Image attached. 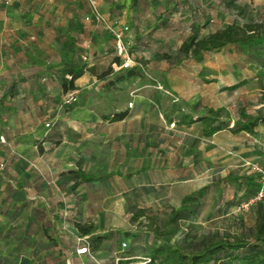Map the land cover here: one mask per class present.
I'll return each mask as SVG.
<instances>
[{"label": "crops", "instance_id": "obj_1", "mask_svg": "<svg viewBox=\"0 0 264 264\" xmlns=\"http://www.w3.org/2000/svg\"><path fill=\"white\" fill-rule=\"evenodd\" d=\"M4 1L0 0V117L9 115L10 111L22 114L31 110L29 104L22 105L18 110V101L35 100L36 102L32 106L40 112L41 110L45 112L47 106L43 101L48 99V83L54 80L53 85L57 92L64 96L63 83L70 67H74L78 71L86 67V70L75 81L78 95L82 94V90L90 83L96 85V91L100 92V89L106 95L107 92L119 90L125 91L127 94L129 85L138 84L143 85L137 89L138 91L150 88L155 90L154 94L152 93V99L143 97L141 94L136 95L133 102H130L134 106L129 111L128 118L123 122L78 125V128L75 126L72 130L73 139H70L73 148L70 159L75 167L55 175L56 182L53 181L52 185L49 182L50 178H46L45 175L28 171L29 165L26 170L33 175H39L41 183L46 182V186L42 184L40 189L33 188L35 185L32 184V188L26 190L29 200L42 202L48 210L51 208L57 212L65 211L69 213L67 215L73 222L94 223L98 228L96 235H110L112 234L111 230L119 228L139 234L135 240L124 238L119 234L112 235L100 244L94 253L96 260H93L88 255L77 254V250L92 243V239L78 238L72 231L74 226L72 222H67L65 219L59 221L58 227L61 236L59 237V246L55 251L58 254L62 250L68 264H119L122 261L125 263L130 260L134 261L132 264H143L139 261L145 257L148 248L158 243L147 233L139 231L137 225L131 223L132 215L130 213L133 209L148 208H152L156 212H169V208H179L181 200L186 195L206 186L198 188L196 185L198 179L203 175H197L195 171L197 168L194 169V163L198 160V155L194 153L192 146L194 139L190 137L186 141L188 143L185 144L187 151L184 158L176 154L179 142L175 137L168 136L166 141L167 132L164 131V128L168 130L167 125L158 127L156 124V85L152 84V81L149 85L142 77H136L118 82L120 76L118 74L113 75L114 77L106 76L104 80H101L96 71L95 73L87 71L86 65L91 59V67L97 70L98 66L104 64L103 59L110 67L113 58L116 57L114 39L100 37L91 25L93 22L86 21V18L91 15L87 0H60L61 2H57V4H61V6L57 7L54 13L45 12L49 9L44 3L47 2L46 0L40 2L39 9H36V0H12L11 7H6ZM54 1L50 0L49 4L51 5ZM189 1L191 5L195 3L202 6L200 0ZM78 5L81 6L80 14L77 11ZM52 8L54 7L52 6ZM195 10L193 9V11ZM198 12L199 18L190 19L189 28L203 23V16L200 13L202 10L200 9ZM173 16L176 18L175 15L171 17ZM35 17L43 25L41 36L44 37L42 39L44 42L41 45H27L26 41L33 35V32H30L26 26L23 27L22 21L25 22L26 18H29L30 21ZM130 17L131 15L127 14V18ZM171 17L169 16V19ZM82 18L85 24L90 25L87 32L78 27V22L82 21ZM162 20H155L151 30L153 35L156 36V33L159 32L167 37H174L178 34L176 26L171 23L164 26ZM128 39L133 45L130 32ZM75 41L77 42L74 44L75 46H70ZM166 41L169 42V39ZM228 48L233 47L224 48L220 54ZM209 55L212 54H205L201 62L190 60L185 63L200 65L199 74L205 73L203 81L204 79L209 80L206 77L208 73L214 74L212 67L207 62ZM85 57H87V61L84 60ZM230 62L231 64H241L242 71L250 68V64L241 58ZM253 70L254 73L249 76L248 80L243 78L235 83L227 85L224 83L221 86L219 85L223 81L218 75L211 77V83L204 81L203 84L194 77L191 79L192 82H189L190 77L187 75L181 83L169 79L164 81L168 84L169 89L177 95L178 100L189 105H199L197 114L202 116L207 109L218 110L224 107L221 102L222 96L226 92L233 93L225 91L226 87L236 85L244 80L248 81L247 84L250 80H256L257 70ZM209 87H215L216 90L211 91ZM81 106H83V102ZM111 107L112 104L106 102L97 105L95 110H103L106 114ZM197 125L200 126V124L194 126ZM262 127L264 125L257 128L259 135L256 137L247 133L234 135L230 130H224L209 139L211 143H214L217 137L226 138L230 144H222L218 149L225 154H234V158L239 159H232V164L224 169L225 179L229 175L243 176L252 173L247 166L248 163L241 164L240 154L244 151V145H242L244 143H247L250 154L245 162L264 165V145H257L258 138H262L264 143V136H261ZM202 138L203 141L209 142L203 136ZM161 147H167L169 151L173 149V152L168 153V156L163 157V160L160 158L161 153L158 154L156 151V148L161 150ZM204 160L207 159L204 158ZM86 162L93 165V171L85 169ZM78 169L92 175L103 174L105 178L99 183L79 184L73 189L74 183L65 174ZM202 171L208 175L210 170L204 168ZM51 178L53 180L54 176ZM35 184L37 183L35 182ZM87 186H92L95 189L93 196L97 197L96 201H91L92 196L84 189ZM97 199L104 201H97ZM114 199L117 201L112 203ZM106 201L110 203H106ZM118 206L127 213L124 219L115 218L113 215L105 213ZM49 264L56 263L50 262Z\"/></svg>", "mask_w": 264, "mask_h": 264}, {"label": "rangeland", "instance_id": "obj_2", "mask_svg": "<svg viewBox=\"0 0 264 264\" xmlns=\"http://www.w3.org/2000/svg\"><path fill=\"white\" fill-rule=\"evenodd\" d=\"M36 1V9H39L38 5L40 2H44V0ZM46 1L44 3L49 9L45 12L54 13L57 7L61 6V4H57V2H61L60 0H55L51 5L49 4L50 0ZM200 1L202 6L193 3V7L196 9L195 11L192 10L189 0H115V2H112V0H97V3L100 12L108 21L113 24H118V26L123 24L130 26V34L133 41L130 49V52H132L131 55H133V65L131 68L140 67L143 70L141 77L145 83L150 85V82L153 80L158 82L156 86V124L158 127H165L163 125H167L168 130L164 128V131L167 132L166 141L168 140V136L175 137L179 142L176 148V154L184 158L187 151L185 144L188 143L186 141L190 137L194 139L192 145L193 151L198 155V160L194 163V169L197 168L195 169L197 175H203L198 179L196 185L198 188L204 185L211 187L209 195L203 205V216L195 224L197 230L203 234L211 235L215 233L241 234L252 228L254 214H252V210H239L237 206L230 208L228 204H225L226 202L238 205L244 198V191L238 190L234 183L231 181L223 183L226 176L223 172L224 169L232 164V159L239 160L238 158H234V154H225L218 149L221 148L222 144H230V142L226 138L221 137H217L214 143H211V140H208L209 142H206V140L203 141L201 126L197 125L189 129L178 128V126L172 128L170 126L171 124L165 120V115H171L174 104L179 105L187 113L190 112V108L186 106L188 103L178 101L177 95H174L171 90L165 89L162 82L169 79L181 83L184 81L185 75H187L190 77L189 82H192L191 79L194 77L197 78L199 83L203 84L204 77H201L199 74L200 65H190V63L185 64L186 62H184L181 66L169 71L171 64L164 61L163 56L164 54H169L172 57L177 56L181 43L192 31V27H188L189 21H191L190 19L194 17L198 19L200 16L198 10H202L200 12L203 16L202 24L205 22L208 23L207 27L200 31V36L207 37L233 23L243 26L251 21L264 19V0ZM8 6L11 7V2ZM77 11L80 14V5H78ZM127 14L131 15V17L127 18ZM172 15H175L176 18L174 16L171 17ZM169 16L171 17V21ZM156 19H163L167 21V24L171 23L173 26H176L178 34L174 37H167L159 32L156 33V36L155 34L153 35L151 30L154 27L153 25ZM22 23H24L23 27L26 26L30 32H33V35L26 41L27 45H41L44 42H42L44 37L41 36V28L43 25L40 24L39 20H36L35 17L29 21V18H26L25 22L22 21ZM91 25L100 37L105 36L111 39L112 36L106 34L96 22L91 23ZM88 26L90 25L85 24L83 18L82 21L78 22V27L84 32L89 31ZM36 29L39 31L37 32ZM166 39H169V42ZM92 42H95L94 39ZM76 43L75 41L70 46H75L74 44ZM116 58L117 54L113 58V62ZM240 58L243 61H247L245 56L241 55L236 48L225 49L221 54L218 52L209 55L207 62L212 67L214 74L208 73L206 77L212 80V76L218 75L223 81L219 86L224 83L226 85L232 84L243 78H247L248 80L249 76H252L254 73L253 68L242 71L240 69L241 64H231L230 62L239 60ZM119 60L121 64L122 60L120 58ZM102 61L104 64L98 66L97 70H94L96 68L91 67V59L86 65L87 71L89 73H95L96 71L99 76L106 75L111 77H114L112 75L114 73L118 75L125 73V70L118 71L116 69L114 71L113 62H111L109 67L105 59ZM53 83H55L54 80L48 83V99L43 101L44 105L46 104L47 106L45 112L43 110L40 112L32 106L35 104V100H27V102L18 101L17 109L20 110L22 105L27 106L29 104L31 105V110L28 113L20 114L10 111L9 115L3 118L0 117V143L3 146L0 148V155L8 150L12 156L18 158L20 169L24 167V164L28 163V171H35L39 175H45L46 178H50L49 182L51 185L53 181L56 182L55 175H59L58 173L61 171L75 167V164L70 159V155L73 152L70 139H73L72 130H74L75 126L111 123L105 117H110L115 113L131 111L134 105L130 104V102H133L136 95L141 94L143 97H150L152 99L153 92L155 91L152 88L138 91L137 89L143 86L142 84H138L129 85V92L127 94L125 91L119 90L116 92H107L106 95L100 89V92L96 91V85L90 83L91 85H86L80 95H78V92H73L62 96L57 92ZM209 90L215 91L216 88L209 87ZM82 102L83 106H81ZM106 102L112 104V107L106 114L103 110H95L97 105ZM221 102L224 105L222 107L224 112L221 120L229 122L230 127L240 118L239 111L241 109L246 110L249 115L264 114V93L261 91L257 80L254 79L250 80L249 84L245 87L233 93L226 92L222 96ZM47 123H50L49 128L45 126ZM261 136H264V127H262ZM257 140L258 146L264 145L262 138H258ZM242 145H244V151L240 154L242 159L241 164L251 163L245 162L250 155L247 143ZM156 151L158 154L161 153L160 158L163 160V157L165 158V156H168V153H172L173 149L169 151L167 147H161V150L156 148ZM204 158L207 160H204ZM2 165L3 161L0 159V167ZM84 166L88 171L94 170L93 165L89 162H86ZM204 168H209L208 175L202 171ZM53 176L54 179L52 180L51 177ZM84 189L92 196L91 201H96L97 197L93 196L95 189L92 186H87ZM29 197H32L30 193ZM97 201L104 200L97 199ZM108 202L106 201V203ZM168 210L171 209L169 208ZM105 213L111 214L119 219H124L127 214L120 206L114 207V209ZM165 213H160V219L163 218ZM130 214L132 215V212ZM140 223H144V221L140 220ZM186 230L187 226L183 224L180 231L176 233L175 240H181V234L185 233Z\"/></svg>", "mask_w": 264, "mask_h": 264}, {"label": "trees", "instance_id": "obj_3", "mask_svg": "<svg viewBox=\"0 0 264 264\" xmlns=\"http://www.w3.org/2000/svg\"><path fill=\"white\" fill-rule=\"evenodd\" d=\"M11 1L5 0V6L10 5ZM191 8L195 9L193 5ZM162 22L164 26L167 25V21L162 20ZM207 25L208 23L205 22L192 26L191 34L179 47L176 57L164 54V61L171 64L169 71L186 61L201 62L205 54H214L224 48L233 47L245 56L250 68L257 70L256 80L264 93V19L251 21L243 26L233 23L207 37H201L200 31ZM113 63L115 71L120 64L119 58L117 57ZM85 68L78 71L70 67L66 72L63 83L65 95L76 92L75 81L86 70ZM142 72L140 67L127 69L118 77V82L141 77ZM105 77L106 75L100 76L101 80ZM201 77H205V73H201ZM204 81L212 82L207 79ZM247 83V80L241 81L226 87L225 91L234 92ZM152 84L157 86L158 82L152 81ZM162 84L165 89L170 90L165 81ZM186 106L190 108L188 113L174 104L171 115H165V120L170 124L174 123L178 128H191L195 124H200L202 136L208 140L224 130H230L234 135L247 133L256 137L259 135L257 128L264 125V114L249 115L244 109L239 111V120L230 127L229 122L221 120L223 109H207L201 116L197 114L199 105ZM128 116L129 111H126L115 113L105 119L111 123H120ZM47 125L50 123L45 126ZM2 147L0 143V148ZM0 159L3 161L0 167V264H49L50 262L68 264L62 250L58 254L55 251L61 236L58 223L64 219L74 224L72 231L78 238L92 239V243L85 247L89 248L87 255L93 260H96L94 253L100 244L112 235L119 234L132 240L138 237L139 234L121 228L110 229L112 233L110 235H96L98 228L94 223L73 222L68 216L69 213L57 212L51 208L48 210L42 202L29 200L26 190L32 188V184L35 185L33 188L40 189L42 184L46 186V182L41 183L39 175L26 172L27 164L20 169L18 158L12 156L8 150L0 155ZM65 176L74 183L73 189L79 184L93 185L105 178L103 174L92 175L81 169L69 171ZM227 181L234 183L238 190H244L243 201L238 205L225 202L230 208L235 206L239 208L242 204L254 200L261 188L260 176L255 173L243 176L229 175L223 183ZM210 188L205 186L186 195L181 200L180 207L166 212L162 219H160L161 212H156L152 208L132 210L131 223L137 225L139 231L147 233L158 243L150 246L145 257L139 262L143 264H264V200L257 201L248 208L254 214V224L246 232L203 234L197 230L195 224L203 216V205ZM140 220L144 223H140ZM183 224H186L187 230L181 234V240L177 241L176 233ZM133 262V260L125 263L122 261L119 264Z\"/></svg>", "mask_w": 264, "mask_h": 264}, {"label": "built area", "instance_id": "obj_4", "mask_svg": "<svg viewBox=\"0 0 264 264\" xmlns=\"http://www.w3.org/2000/svg\"><path fill=\"white\" fill-rule=\"evenodd\" d=\"M91 9V15L86 18L87 22H96L98 25L103 27V29L112 36L114 39L115 49L117 57L122 60V63L116 69L118 71L127 70L133 65V58L130 52L131 41L128 39L127 35L130 32L129 26L123 24L118 26V24H113L100 12L97 0H87ZM87 61V57L84 58ZM172 128L175 127V124L170 125ZM50 125H47L49 128ZM264 155V149H263ZM247 166L250 168L252 173H255L260 176L261 188L257 197L250 201L249 203L242 204L239 207V210H247L253 203L257 201L264 200V165L258 163H248ZM89 254V248L83 247L78 250V255H87Z\"/></svg>", "mask_w": 264, "mask_h": 264}]
</instances>
